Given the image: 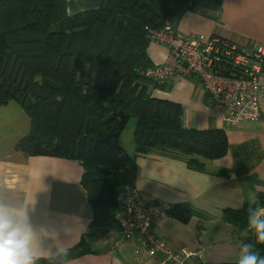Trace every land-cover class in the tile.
<instances>
[{"label": "trees", "instance_id": "trees-1", "mask_svg": "<svg viewBox=\"0 0 264 264\" xmlns=\"http://www.w3.org/2000/svg\"><path fill=\"white\" fill-rule=\"evenodd\" d=\"M218 4L101 0L94 9L68 15L65 0H0V106L16 101L30 122L13 148L25 155L66 157L82 166L80 184L92 217L89 231L70 247L69 259L89 251L87 237L118 228L116 195L124 186L123 172L135 166L117 142L129 119H135L137 153L182 156L203 170L205 160L227 152L222 129L184 127L179 104L150 94V88L167 81L145 75L154 65L147 54V28L173 26L187 9L216 10ZM255 201L264 206V193ZM251 202L225 209L222 221L246 231L243 241L254 244L247 227ZM193 214L190 206L174 204L168 216L186 222ZM256 248L264 255V245Z\"/></svg>", "mask_w": 264, "mask_h": 264}, {"label": "crops", "instance_id": "crops-1", "mask_svg": "<svg viewBox=\"0 0 264 264\" xmlns=\"http://www.w3.org/2000/svg\"><path fill=\"white\" fill-rule=\"evenodd\" d=\"M100 1L65 0V11L72 15L94 9ZM218 5L216 10L187 9L173 27L179 34L217 35L246 51L264 43V0H219ZM147 54L154 65L161 64L167 60L168 48L150 40ZM150 94L179 104L186 128L222 129L228 149L220 158L205 160L203 170L194 169L182 156L137 153L135 119H129L117 141L135 162L133 169L123 172L124 185L133 186L146 202L186 204L196 210L186 222L168 216L150 225L151 232L172 248H202L203 258L191 263H236L246 231L223 222L222 215L225 209H239L255 200L258 193H264V95L257 120L228 126L223 123L222 111L214 106L195 76L172 78L150 88ZM11 102L19 107H11ZM23 114L16 101L0 106V198L10 203H29V223L41 249L55 251L59 245L70 248L89 231L92 217L80 184L82 166L66 157L15 151L14 144L28 133L22 130L26 123ZM3 129L9 134H2ZM87 242L89 251L69 259V264H159L158 259L135 252V237L120 241L118 228L89 236Z\"/></svg>", "mask_w": 264, "mask_h": 264}, {"label": "built area", "instance_id": "built-area-1", "mask_svg": "<svg viewBox=\"0 0 264 264\" xmlns=\"http://www.w3.org/2000/svg\"><path fill=\"white\" fill-rule=\"evenodd\" d=\"M147 31L151 41L167 46L168 57L165 62L147 68L146 76L161 83L195 76L214 106L222 111L225 125L235 126L260 117L259 101L264 95V43L246 51L217 35L179 34L171 24L160 29L147 28ZM116 200L120 205L115 217L120 241L135 237L136 253L156 258L159 264L169 261L187 264L203 258L202 248L175 249L151 232V222L168 217L173 203L146 202L129 184L117 193Z\"/></svg>", "mask_w": 264, "mask_h": 264}, {"label": "clouds", "instance_id": "clouds-1", "mask_svg": "<svg viewBox=\"0 0 264 264\" xmlns=\"http://www.w3.org/2000/svg\"><path fill=\"white\" fill-rule=\"evenodd\" d=\"M28 204L0 198V264H38L42 259L47 264H69L67 245H59L55 251L39 247L37 234L29 223ZM247 227L254 233L255 243H241L236 264H264V255L256 248L264 245V206L255 200L248 209Z\"/></svg>", "mask_w": 264, "mask_h": 264}, {"label": "rangeland", "instance_id": "rangeland-1", "mask_svg": "<svg viewBox=\"0 0 264 264\" xmlns=\"http://www.w3.org/2000/svg\"><path fill=\"white\" fill-rule=\"evenodd\" d=\"M10 105H12L11 107H15V108H18L19 106L15 103V102H11V104ZM8 107H10V106H8ZM24 116V121H26V123L24 122L23 123V128H22V130L23 129H25V132L27 133L28 132V129H29V127H28V118H27V116L25 115V114H23ZM131 120H133V118H131L129 121H131ZM7 131L8 130H6V129H3L2 131H1V133L3 134V133H7ZM7 134H9V133H7ZM14 135H15V133H13ZM7 146H8V143H7Z\"/></svg>", "mask_w": 264, "mask_h": 264}, {"label": "water", "instance_id": "water-1", "mask_svg": "<svg viewBox=\"0 0 264 264\" xmlns=\"http://www.w3.org/2000/svg\"><path fill=\"white\" fill-rule=\"evenodd\" d=\"M184 65L186 66V63H184Z\"/></svg>", "mask_w": 264, "mask_h": 264}]
</instances>
